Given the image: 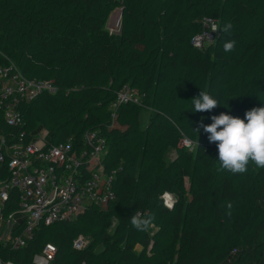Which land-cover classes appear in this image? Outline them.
<instances>
[{"label":"trees","instance_id":"16d2710c","mask_svg":"<svg viewBox=\"0 0 264 264\" xmlns=\"http://www.w3.org/2000/svg\"><path fill=\"white\" fill-rule=\"evenodd\" d=\"M117 9L123 17L113 35L107 23ZM204 18L219 21V36L198 49L192 40ZM228 22L230 37L222 31ZM228 39L234 52L223 51ZM0 53L25 78L57 89L20 106L25 131H48L52 145L100 132L115 195L75 220L41 223L23 247L0 243L3 263L33 264L51 244V264H264V169L218 171L217 145L200 128L213 115L243 119L264 107V0H0ZM127 85L143 103L120 105L113 119L111 106ZM205 90L223 106L192 112L191 100ZM166 195L174 198L170 209ZM20 200L11 189L5 201L6 216L20 223L14 237L24 229ZM137 211L155 217L150 230L131 225ZM79 238L87 241L82 249L74 246Z\"/></svg>","mask_w":264,"mask_h":264},{"label":"built area","instance_id":"2783aa9c","mask_svg":"<svg viewBox=\"0 0 264 264\" xmlns=\"http://www.w3.org/2000/svg\"><path fill=\"white\" fill-rule=\"evenodd\" d=\"M201 24L203 29L192 43L198 49H206L218 39L219 21L204 18ZM0 58L6 59L0 63V243L18 249L27 244L41 223L49 226L75 220L92 206H106L115 195L112 176L105 172L104 166L107 139L100 132H87L80 144L69 139L52 145L48 131H25L20 106L42 93H56L57 89L48 81L25 78L15 62L3 53ZM129 102L142 104L143 97L127 85L111 106L112 118H117L120 105ZM184 146L192 148V144L185 142ZM11 189L19 191L24 214V229L17 237L13 234L20 224L18 218L5 214V201ZM170 197L173 207L172 196L166 195L164 200ZM86 244L82 238L74 242L76 249ZM56 252L54 245H46L33 264H51ZM0 264L13 263L0 260Z\"/></svg>","mask_w":264,"mask_h":264},{"label":"clouds","instance_id":"9594fccd","mask_svg":"<svg viewBox=\"0 0 264 264\" xmlns=\"http://www.w3.org/2000/svg\"><path fill=\"white\" fill-rule=\"evenodd\" d=\"M232 28V23L228 22L224 24L222 31L230 37ZM235 48L236 41L234 39H228L223 43V51L226 53L234 52ZM191 102L192 112L196 113L210 112L223 106L219 98L206 90L201 91ZM211 120L210 125H204L201 121L200 128H203L204 132L208 134L209 142L217 145L218 171L242 175L249 171L251 165L258 169H264V107L246 111L243 119L221 113L213 115ZM200 128L195 129L198 134H200ZM185 143L191 145L192 141L186 139ZM164 206L170 209L172 204L166 201ZM226 208L229 210L227 215L231 216L233 204L228 202ZM154 220V216H142L137 211L130 218V223L137 231L146 232L152 228Z\"/></svg>","mask_w":264,"mask_h":264},{"label":"rangeland","instance_id":"374dc122","mask_svg":"<svg viewBox=\"0 0 264 264\" xmlns=\"http://www.w3.org/2000/svg\"><path fill=\"white\" fill-rule=\"evenodd\" d=\"M120 10L117 9L115 11H113V13L111 14V17L107 23V29L109 30L110 33H112L113 35H119V30L117 29V27L113 26V21H116L118 18V16H120ZM150 117V112L145 111L142 113L141 119H142V123L144 125V127L147 125L148 120ZM193 150V148H191V151ZM175 155V152H171L168 156V159L170 160L171 158H173ZM167 202H173V199L170 197ZM259 205L264 209V190L261 193V196L259 198ZM112 233V231H111ZM261 239H264V230H262L261 232ZM142 251V249L140 247H136L135 248V252L140 253ZM253 264H257V263H253Z\"/></svg>","mask_w":264,"mask_h":264},{"label":"water","instance_id":"95a60500","mask_svg":"<svg viewBox=\"0 0 264 264\" xmlns=\"http://www.w3.org/2000/svg\"><path fill=\"white\" fill-rule=\"evenodd\" d=\"M120 16H119V22H120V24H119V26H118V30L120 31L121 30V23H122V17H123V9H120ZM111 17V16H110ZM110 19V18H109ZM17 227H20V225H18ZM16 227V228H17Z\"/></svg>","mask_w":264,"mask_h":264},{"label":"bare ground","instance_id":"6f19581e","mask_svg":"<svg viewBox=\"0 0 264 264\" xmlns=\"http://www.w3.org/2000/svg\"><path fill=\"white\" fill-rule=\"evenodd\" d=\"M119 24H120L119 19H117L116 21H113V26L114 27H118Z\"/></svg>","mask_w":264,"mask_h":264}]
</instances>
